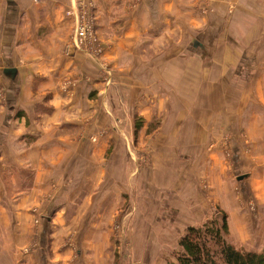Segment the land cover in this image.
<instances>
[{
    "label": "crops",
    "instance_id": "1",
    "mask_svg": "<svg viewBox=\"0 0 264 264\" xmlns=\"http://www.w3.org/2000/svg\"><path fill=\"white\" fill-rule=\"evenodd\" d=\"M76 1L0 0L1 228L12 226V214L26 224L25 209L38 205L52 182L66 194L92 168L102 173L112 164L125 175L128 142L143 140L153 164L165 168L167 186L180 190V214L191 204L196 214L205 208L200 192L186 186L192 176L207 180L215 202L233 201L235 173H248L247 180L253 174L235 168L264 170V0H210L206 17L194 13L195 0H94L97 32L107 43L101 60L115 72L107 92L101 60L63 54L73 26L66 10ZM107 110L128 127L112 126ZM91 113L101 119L93 127L84 125ZM97 127L106 135L92 143ZM223 135L233 137L232 163L222 155ZM235 206L231 232L239 226ZM66 209L49 211L56 219Z\"/></svg>",
    "mask_w": 264,
    "mask_h": 264
},
{
    "label": "rangeland",
    "instance_id": "2",
    "mask_svg": "<svg viewBox=\"0 0 264 264\" xmlns=\"http://www.w3.org/2000/svg\"><path fill=\"white\" fill-rule=\"evenodd\" d=\"M200 1L201 3L195 0L192 9L197 16L206 17L213 11L211 2ZM101 40L105 48L107 43L103 38ZM63 54L67 55L65 52ZM106 66L99 68L104 92L113 84L115 73L107 61ZM104 69L110 70V75L105 72L108 77L107 85L101 80ZM4 91V84L0 82V100ZM106 114L111 118L112 126L128 127L126 120L113 121L114 118L108 110ZM90 115L85 119L84 125L93 127L96 120H101L100 114ZM101 128L97 127L98 130L90 134L92 143H97L106 135L105 130ZM133 136L136 138V132ZM241 138L243 145H250L245 133H241ZM232 140V135H223L220 141L222 155L231 163L234 159ZM134 145L136 147H130L128 142L129 165L125 169V175L124 168H113L112 164L103 165L102 173L92 168L89 179L81 181V176H76L73 182L67 185L66 194L61 190V184L52 182L51 189L42 200L40 199V203H37L40 206L29 205L25 209L28 215L26 224L23 223L25 219L17 214L8 216L12 226L3 229L0 224V264H29L30 259L33 260L34 257L40 260L39 264H43L41 261L45 256L52 259L50 264H178V257L182 254L178 242L186 228L208 222L220 211L227 215L229 228L228 212L234 209L233 201L236 205L238 202L243 205L241 204L240 208L235 206L239 215L234 216L238 219L235 224L239 226L236 231L228 230V240L239 250L264 249L263 169L246 165L242 167L240 163L235 169L252 170L251 179L247 180L248 173H235L231 180L230 192L233 201L223 204L211 199L209 185L204 177L192 176L193 180L186 186L200 192L205 208L196 214L191 204L193 209L183 215L175 206L179 200L177 197L181 196L178 195L180 190L167 186L168 180L162 173L165 168L158 162L153 164V152L149 149V142L143 140L138 146L136 142ZM240 175L245 177L237 180ZM29 185L27 182V187ZM179 185L176 184L177 187ZM181 193L183 194V190ZM185 195H189L188 190ZM65 205L66 212L59 214L60 218L57 215L55 219V210L49 209ZM230 219L232 220V217ZM211 250L217 252L215 247Z\"/></svg>",
    "mask_w": 264,
    "mask_h": 264
},
{
    "label": "trees",
    "instance_id": "3",
    "mask_svg": "<svg viewBox=\"0 0 264 264\" xmlns=\"http://www.w3.org/2000/svg\"><path fill=\"white\" fill-rule=\"evenodd\" d=\"M216 213L210 221L186 228L178 242L182 249L178 264H264V249L239 250L227 238V215Z\"/></svg>",
    "mask_w": 264,
    "mask_h": 264
},
{
    "label": "built area",
    "instance_id": "4",
    "mask_svg": "<svg viewBox=\"0 0 264 264\" xmlns=\"http://www.w3.org/2000/svg\"><path fill=\"white\" fill-rule=\"evenodd\" d=\"M109 1V0H104ZM200 3L201 1L198 0ZM66 14L72 18V31L68 37L64 52L71 55L74 52H82L92 58L101 60L105 48L97 32V7L94 0H80L75 2ZM105 66V67H104ZM101 67L106 68V63L101 60ZM110 70H103L101 78L103 84L108 83Z\"/></svg>",
    "mask_w": 264,
    "mask_h": 264
},
{
    "label": "water",
    "instance_id": "5",
    "mask_svg": "<svg viewBox=\"0 0 264 264\" xmlns=\"http://www.w3.org/2000/svg\"><path fill=\"white\" fill-rule=\"evenodd\" d=\"M243 177H245V175H240L237 177V180H241Z\"/></svg>",
    "mask_w": 264,
    "mask_h": 264
}]
</instances>
